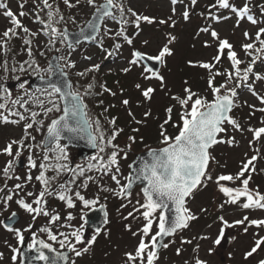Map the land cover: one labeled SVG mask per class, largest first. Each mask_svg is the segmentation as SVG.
<instances>
[{
    "label": "rangeland",
    "instance_id": "374dc122",
    "mask_svg": "<svg viewBox=\"0 0 264 264\" xmlns=\"http://www.w3.org/2000/svg\"><path fill=\"white\" fill-rule=\"evenodd\" d=\"M60 1L49 0V3H52L55 8L57 5H60ZM100 1L96 0V3L100 4ZM124 1H126L127 8H131L137 14L154 17L156 20H166L171 17L172 20L176 21L175 27H171L168 24L160 25L154 23L149 25L146 22H142L143 27L139 33L134 35L133 43H126L119 50L118 57L110 58L108 55L109 51L101 53L93 42L69 48L64 42H60V39H62L60 38L54 44H50V37L45 34L47 32L46 28H42L43 26L41 24L34 21L32 15H28L22 18L23 25L33 32L40 33L37 37L33 38L31 45L33 55L30 57L25 51L26 46L23 41L29 37L25 36L22 31L19 33V38H13L9 42L8 48L10 50L7 53L3 49H0V64L7 59L8 67H15V73H9L5 78V82L7 83L6 89L10 97L9 102L11 103L17 100V97L29 96L30 91H32L28 85L30 78L38 75L49 76L51 74L47 69L49 68V61L53 56V51L57 52L60 57H68L76 64L75 68H69L74 74L93 64L100 63L101 70L108 72L113 77V80L107 88L115 92L116 95L112 96L108 92H104L102 94L103 98L100 97V100L95 104L99 107V117L97 118L100 119L103 117L107 122L106 117L108 119L117 117V127L124 129L117 137L119 138L117 144L123 146L125 151H127V159L120 160L121 172L123 174L120 177L122 184L126 183L124 177L130 175L128 166L135 154L162 146L159 142V125L165 119V109L170 105H176V102L171 99L172 96L183 95V89L186 86H190L193 91L208 96L209 99L211 98L207 87V72L200 68H191L187 64L188 60L208 61L216 54L215 44L212 47L203 46V42L205 40L210 41V37L206 33L199 32V29L204 26L215 27L221 39H228L234 45V50L238 53V58L248 62L251 60V57L246 56L241 46L252 41L245 39L244 32L247 31L254 37L258 31V27L264 26V23L253 25L244 19L240 21L237 27V17L230 11L224 12L228 17L227 19H222L217 23L208 18L209 12H212L214 15L221 13L210 7L215 3V0H198L195 6H191L190 0H177L175 4L172 3V0H122V2ZM233 1L230 0V3H233ZM253 1H256L258 4L257 11L264 7V0ZM0 3L7 4L8 8L14 13L21 11V0H0ZM245 3L251 5L249 0H239L236 6H242ZM35 4L42 6L41 0H35ZM173 8L176 9L175 13L172 11ZM33 9L34 0H26V5L23 10L28 12ZM185 9L190 13L189 21H184L181 18V13ZM64 10L66 12L63 13ZM3 11V9H0V38H2V34L6 29L12 27L10 20L3 15ZM257 11H252L254 13L251 12L250 14L258 21L264 22V12ZM60 12L64 20L54 26L58 27L61 31L64 28L75 31L84 26L91 18L94 13V8L87 5L86 0H81L80 5L76 8L69 9L64 6V8L61 7ZM115 12L116 10H114V14ZM46 13L47 9L39 12V16L45 22H47ZM70 17H74L75 22ZM116 21L118 22V19ZM104 26L106 27L105 33L107 37L112 39L114 38V33L125 25H119L112 20H108ZM109 29H111V32L108 31ZM168 34L175 36L176 40L170 45L174 55L165 58V62L162 63L159 71V74L164 76L166 82V88L161 89L159 80L154 78L144 79V75H150V73L144 72L143 75L141 74L143 69L146 68L141 61H138L136 65L130 64V61L136 59L134 53L138 50L147 56L158 55L163 45L167 43ZM257 47H259L258 43ZM40 53H44V55ZM9 59L14 63L10 62ZM31 63L34 65V69L37 66L39 67V73L34 70L32 75L29 76L24 74L25 72L19 71L20 64ZM60 63L63 65L65 62L60 60ZM245 66L246 64L241 65V67ZM124 67H131L132 70L124 73L122 71ZM220 67L222 70H229L230 62L227 59H223ZM64 69L66 71L69 70L67 67ZM254 72L264 75V64H261L259 60L254 66ZM185 81L188 82L187 85ZM21 83L24 84L23 89L20 88ZM136 84L141 85L140 90L135 87ZM251 84L252 88L259 95H264V81L255 80L253 77ZM232 86V84L229 85V87ZM148 87L156 90L150 102L145 101L141 94V91ZM238 90H240L238 91L239 97L237 99L239 106L233 110L232 115L241 123L244 130L236 131L231 126H228L227 137H235L237 143L231 146L226 143H220L210 150L215 160L219 162L218 164L213 162L210 166L213 180L207 181L202 187L198 188L187 202V206L197 216V219L192 221L188 228L178 232L174 237L165 242L168 247H163L158 253V259L155 264H196L197 260L204 261L205 264H259V261L264 260V245L252 257H245V254L254 246L255 240L264 237V228L250 225L248 222H245V225H235L234 223L246 215L249 217V220L264 219V209H243L242 203L246 202V197H241L237 204H230L228 197L220 191V186L241 187V182L237 180L234 182L220 181L217 183L216 181L219 175L237 174L241 169L243 161H246L252 155H258L257 161L254 162L256 172L252 173L249 187L253 192L258 191L260 194H264V136L259 140H254L253 132L248 130L264 127V112L254 111L249 105H255L256 109L264 107V105L260 103L257 96H254L246 86L242 85ZM81 95L83 96V93ZM124 99L130 101L128 106L122 104V100ZM101 100L103 104L99 103ZM30 103L33 104L31 98L27 100L26 105ZM10 105L12 106V104ZM19 108L21 109L22 107H13L12 109L18 111ZM105 108L108 109L107 112H104ZM149 109L152 112V116L147 118L146 123L137 124L128 115V112L131 111L134 114L135 120L144 121L145 117L143 114ZM178 111L179 106L176 105L174 119ZM3 115L8 114L3 113ZM8 117L9 121H16V116ZM29 122H31V118L28 117L25 121L21 122L20 127L8 128L5 124L1 123L0 125V128L6 131L3 133V136L0 135V184H2V188L4 189V200L7 195H13V201L9 202L7 208H5L4 200L1 203L0 224L5 217H9L13 212L20 213L22 220L16 225L14 230H20L28 245L31 244L33 236L35 238L41 237L39 228L43 225H49L51 227L50 230L54 234H57L58 239L61 238L59 237V233L70 234L73 230L83 226L85 236V244L83 246L89 247L90 250L80 257H76L72 253L69 264H73V262L74 264H124L125 253L134 252L141 238L139 230L143 227L145 221L135 209L139 207L137 200L143 203V196L139 187L126 199L117 198L111 192L104 191L103 189L105 188L119 189L115 182L111 180L110 173L106 174L103 170H98V164H96L94 157L85 161L76 159L74 161L75 165L72 166V168L79 166L84 169V174H79L80 182L77 191H80L86 199L98 198V202L90 206V209L104 205L108 211L107 225L100 230V235H98L93 245L89 246L86 243L87 239L96 233V231L86 229L85 215L89 208L83 207V203L75 197V192L71 195L76 205L75 207L69 208L68 206H64L61 211H55L52 206L53 202H50L51 208H48L46 203L45 208L49 212V216L39 215L35 219L33 218L34 214L25 212L15 203V200L20 198L32 203L37 191L39 193L40 183L35 179L39 174L38 171L30 172L31 166L27 153L21 151V156L18 158L15 157L17 145H13V156H8L2 151L11 141L20 140L25 137V125ZM166 127L170 135L176 133V129L171 126ZM133 129H139V131L136 132ZM29 133L31 136L37 138L36 143H34L35 140L30 138L33 141V150H36L39 144V138L33 129ZM129 136L136 137V142L133 143L130 141L128 139ZM141 137L143 138L142 140ZM250 141L252 142L251 144L249 143ZM128 145H131L130 150ZM43 152H39V156H42ZM29 153L32 154L33 151H29ZM67 154L69 156L68 163L72 164L74 151L69 149ZM98 155L99 153L95 157ZM19 158H23L25 161L23 170L17 169L16 167ZM9 162L12 165L8 173L9 177H19V179L6 178L4 176L3 169L9 165ZM86 163L87 165L85 166ZM89 165H92L91 170H89ZM29 175L33 178L31 181L27 180ZM245 175L247 176L248 173ZM89 176L92 177V180L87 179ZM85 182L88 184V187H81V184ZM16 184L23 185V191L16 189ZM30 187L34 191L33 197L25 195V193L30 191ZM48 198L51 199V195ZM121 205L126 206L122 207ZM33 206L35 207V205ZM141 211L143 210L141 209ZM130 212L133 213V216L128 215ZM54 213L60 216V220L52 223L50 217ZM69 214H71L72 219H69ZM221 217L233 226L226 227L220 219ZM127 225L131 226V231L126 227ZM245 226L248 228L247 232L244 231ZM221 229H223V236L220 235ZM153 230H156L155 225ZM133 232H137V235L133 236ZM218 238L221 240L219 245L215 243V240ZM45 240L60 249L58 243L49 241L48 238ZM185 241H191V243H186ZM20 247L21 243L15 231H6L0 226V254H2L0 264H19ZM77 247L79 248L80 245H77ZM13 248L17 249L18 252L14 253ZM177 249L180 250L181 254L180 252L177 254ZM13 255L17 256L15 261L12 260Z\"/></svg>",
    "mask_w": 264,
    "mask_h": 264
},
{
    "label": "snow or ice",
    "instance_id": "6c2138e0",
    "mask_svg": "<svg viewBox=\"0 0 264 264\" xmlns=\"http://www.w3.org/2000/svg\"><path fill=\"white\" fill-rule=\"evenodd\" d=\"M177 0H172V3H176ZM198 0H190L191 6H195ZM62 3L69 9L76 8L80 5L81 0H62ZM87 5L94 8V17L97 20L103 21L105 18H111L113 21H116L117 17L114 14L113 10H118L120 15L119 24L127 25L132 24L136 29L141 27V22H146L149 25L158 23L160 25L168 24L171 27H175L176 21L172 20L171 17L168 19L156 20L154 17H149L147 15L137 14L131 8L127 11L134 18L132 20L125 19V8L122 0H104L103 3L97 4L96 0H86ZM41 4H35L34 0V9L29 10L28 12L24 11L26 5V0H21L19 13H14L8 8L7 4L0 3V9H3V15L10 20L12 27L6 29L2 38H0V49H3L7 53L9 42L13 38H19V33L22 31L25 36L29 37L24 39V45L26 46L25 51L28 56L33 55L31 48L33 38L37 37L40 33L31 31L28 27L24 26L22 23V18L28 15H32L35 22L45 25L48 32L45 34L50 37L49 43L54 44L57 39L61 37L60 42L63 43L67 40V33L62 32L58 27L61 21L64 20L63 15L60 12L59 6L55 8L52 3H49V0H41ZM213 9H216L219 12L221 9L230 11L234 16L237 17V27L241 20L246 19L248 22H251L253 25H258L259 23H264L258 21L251 15V8L248 3H245L242 6H236L234 3H230V0H215V3L210 6ZM47 9V22L39 16L40 11ZM173 13L176 12V9H172ZM261 11L264 12V7L261 8ZM181 18L184 21L190 20V13L185 9L181 13ZM208 18L219 23L222 19H227L228 17L224 13L219 15H214L212 12H209ZM73 22H75L74 17H70ZM88 28L92 30L93 33L100 31V25L94 23L93 21L88 22ZM111 32V29L108 30ZM84 29H81V35H83ZM199 32L206 33L210 37L209 40L203 42L204 47H212L213 44L216 46V54L211 57L208 61L202 60H188L187 64L191 68H200L207 72V87L208 92L211 96L209 99L208 96L202 95L199 92L193 91L190 86H186L183 89V95H174L171 97L176 102V105L179 106V111L176 113V118L174 119V109L176 105H170L165 109V119L159 125V142L162 145L159 148L149 149L147 152V158H141L139 167L133 169V166L130 164L128 167L132 169V175L124 177L126 183H121L120 177L123 175L120 167V160L127 159V151L124 148H121L119 144L115 143L117 137L124 131L123 128L117 127V117H112L108 119L107 123L110 126L109 130H106L99 118L95 120L91 119L87 112V104L84 101V97L78 91L72 90V85L70 82L64 81L59 82H50L48 87L51 89L48 92V95L53 97L48 100V105L45 106L44 102L37 98V101L40 103L43 108V114L47 116L50 113H60L56 118L51 119L50 123L47 125V134L44 141V148L46 152H56L58 155L55 157L57 161L67 159V154L65 152V147L61 145L60 141L64 138L65 133L71 134L69 138H80L83 139L85 136L88 139L89 144L98 150V153L104 154L107 152L106 156L94 157V159L99 161L98 170H103L104 173H110V178L118 186V189L105 188L104 191L111 192L117 198L126 199L131 196L134 185L137 182H140L143 186L141 187V193L143 196V203L137 200L138 208L135 209L136 212L142 216L145 223L143 227L139 230L141 238L139 240L138 246L134 252L125 253L124 264H155L158 259L157 248L159 245L158 238H163L166 236L174 235L178 230L186 229L189 227V222L196 220L197 216L191 211L187 206V198L191 197L194 194V191L202 187L207 181H212L213 176L211 174V164L213 162L219 163L215 160V157L212 155L210 149L217 144L226 143L228 145H235L237 142L235 137L228 138V126H231L236 131H243V126L241 123L233 116L231 113L233 110L238 107V89L243 86H246L248 90L252 92L254 96H257L260 103L264 105V95H259L252 88V78L255 80L264 81V75H261L257 72H254V66L259 60L261 64H264V26L258 27V31L255 33V36H251L247 31L244 32V37L246 40L252 41L249 43L242 44V50L246 56L251 57V60L246 62L238 58V53L234 50V45L229 42L228 39H221L218 31L215 27L204 26L199 29ZM115 38H122L128 44H132L133 41L130 38V35L127 32V29L121 27L118 31L114 33ZM94 36H84V39H94ZM176 40V37L168 34L167 43L163 45L158 55L156 56H147V59L150 61H157L160 63L165 62V58L168 56L174 55L173 49L170 47L171 44ZM79 43V40L76 41ZM147 43V41H145ZM257 43L259 47H257ZM68 47L72 48V43H68ZM115 47L118 49L119 44H116ZM59 51V49H57ZM44 55V53H40ZM112 53L109 52L108 55ZM70 55V53H69ZM135 60L130 61V64L136 65L138 61L143 60L145 57L140 52H135ZM227 59L230 62L229 70H222L220 65L222 60ZM57 60H63L65 63L63 65H57L60 69V75L67 77V73L63 71L65 67L75 68L76 64L71 61L68 57H57ZM246 64L245 67L241 65ZM31 67V65H29ZM0 68H3L4 71H9L8 61L4 60L0 64ZM101 69V64L96 63L90 67L85 68L84 70L77 73L81 77H87L90 73L99 72ZM39 73V67L35 69ZM131 67H124L122 71L124 73L130 72ZM19 71H26L23 64H20ZM49 73H52L54 69L51 64L47 69ZM144 72L150 73V75H144V79H157L160 81L161 89L166 88V82L164 76L160 75L158 72L153 71L152 68H144ZM223 77L222 82L217 83V78ZM43 79V77H41ZM94 79V78H93ZM187 85L188 82L185 81ZM232 84V87L229 85ZM94 83H89L87 88L89 91L85 95H92L91 89L94 87ZM103 92H108L112 96H115L116 93L112 92L111 89L107 88L105 85L100 86ZM135 87L140 90L141 85L136 84ZM20 88H24V84H20ZM5 91V99L8 95L7 89ZM47 91V90H45ZM155 89L148 87L141 91L142 96L145 101H151ZM101 93H95V95H100ZM55 96H59L60 100L63 102L61 107L55 100ZM13 104H18L20 107H25L27 100L17 99L12 101ZM100 104H103V101H99ZM124 106H128L130 101L128 99L122 100ZM250 108H253L254 111L264 112V107L259 109L255 108V105H249ZM0 110H7L8 115H3L0 112V119L4 122H9L8 116H17L20 120H25L26 117L19 111H12L6 102H0ZM27 110V109H26ZM108 109L105 108L104 112H107ZM254 114V112H253ZM31 122L25 125V137L20 140H13L7 144V146L2 150L3 153L8 156H13V145H17V150L15 151V157L21 156V149L25 148V139L31 138L35 140L34 136L28 132L29 129H33L34 124H36L37 112L32 111ZM128 115L132 117L135 123L141 124L146 123L147 118L152 116L151 110H146L144 112V121L135 120L134 114L129 111ZM15 123L16 121H11ZM40 125L43 126V120L40 121ZM166 126H171L176 129L174 135H170L167 131ZM36 131H39L40 128H36ZM253 132V139L259 140L264 136V127H259L256 129H248ZM133 131L138 132L139 129H133ZM128 139L133 143L136 142V137L129 136ZM143 138L141 137V140ZM252 143L251 141L249 142ZM54 145V147H53ZM131 145H128L130 150ZM27 148L31 151L33 145H27ZM258 151V150H257ZM247 155V154H245ZM44 160H48L49 156L45 155ZM258 155H252L246 161L242 162L240 171L235 175H219L216 178L217 183L220 181H237L241 182V187H230V186H220V191L228 197V202L230 204H237L240 201L241 197H246V202L242 203V208L251 210V209H264V194H260L258 191L253 192L249 187V182L252 178V173L256 172L255 161H257ZM29 164L32 168H36L37 164L32 159V156L28 157ZM11 162L9 165L3 169L4 176L6 178H16L19 177H9L8 173L11 168ZM251 166V167H250ZM49 166L45 164H40L39 168L44 169L40 171V174L35 177L37 181L43 186V190L35 195V198L32 203L26 202L25 199L20 198L15 200V203L29 214H34L33 218L36 216L43 215L49 216V212L45 208V197L53 195L56 191L52 187V181L56 179L55 176L48 177L45 174ZM79 167V166H78ZM92 165H89V170H91ZM67 169L66 165L57 164L54 167L57 175L61 171ZM68 171H73L72 169H67ZM248 173L246 176L245 174ZM79 174H84V169L80 168ZM33 178L31 175L27 177L28 181H31ZM88 180H92V177L89 176ZM75 183V180L72 181ZM23 185L16 184L15 188L23 191ZM60 189L58 193V199L61 201H66L69 208L75 207V203L71 196L66 193L69 191L64 184H59L56 186ZM81 187L87 188L88 184L85 182L81 184ZM4 191L3 188H0V192ZM28 197H33V192L25 193ZM75 197L83 203L85 207H90L95 205L98 202L97 199H86L80 191H75ZM107 199V198H105ZM13 201V195L9 194L4 200L5 208L9 206V202ZM130 202V201H129ZM35 205V207L33 206ZM122 207L126 205H121ZM104 208V205H101V209ZM141 209L143 211H141ZM172 212L173 215L171 218L166 214ZM16 213H12V216H15ZM129 216H133V213H128ZM107 216V213H105ZM69 219H72L71 214H69ZM226 227H232V224H229L227 220H224L223 217L220 218ZM60 220L58 214H53L50 217V221L55 223ZM245 222H248L250 225H254L258 228H264V219H251L246 215L240 220H236L235 225H245ZM107 223V220H105ZM154 225L156 230L154 231ZM4 227L9 231H15V234L21 244L24 243V236L21 234L20 230L13 229L11 226L5 224ZM129 231H131V226L127 225ZM247 226L244 227V231L247 232ZM42 231L47 233V238L49 241L59 244L60 249H67L69 252L74 253L76 257H80L82 254L89 252V247H84L85 236L83 231V226L73 230L70 234L59 233V238L57 234H54L48 228L42 229ZM98 235H100V229L96 230V233L87 239L86 243L91 246L93 245ZM133 236L137 235V232L132 233ZM221 236H223V229H221ZM186 243H191V241H185ZM215 243L219 245L221 240L218 238L215 240ZM77 245H80L78 248ZM264 245V237H260L255 240L254 246L245 254V257H252L254 253L257 252L261 246ZM30 250H33L37 253L33 260L43 261L45 264H60V262H66L69 260V256L64 252L57 251L53 247L52 243H47L43 239H36L33 236L31 244L28 246ZM162 247H168L167 244H163ZM54 253V255L49 256L45 254L44 250ZM13 252H18L17 249L13 248ZM180 250L177 249V254ZM2 258V254H0ZM17 259L16 255L12 256V260ZM74 264V262H73ZM196 264H205L204 261L197 260ZM259 264H264V260L259 261Z\"/></svg>",
    "mask_w": 264,
    "mask_h": 264
},
{
    "label": "trees",
    "instance_id": "16d2710c",
    "mask_svg": "<svg viewBox=\"0 0 264 264\" xmlns=\"http://www.w3.org/2000/svg\"><path fill=\"white\" fill-rule=\"evenodd\" d=\"M103 0H101L100 2H102ZM250 1V8H251V12L252 11H257V2L256 1H253V0H249ZM263 1V0H262ZM238 5L239 3V0H234L233 3L236 5V3ZM124 4V8H125V19H128V20H132L134 19L131 14L127 11V6H126V1L123 2ZM59 8L61 9L64 8V4L62 3V0L60 1V5H58ZM259 8V7H258ZM261 10L259 9L257 12H260ZM66 12V10L63 11V13ZM219 12H229L227 10H223L221 9ZM254 13V12H252ZM115 15L118 19V21L120 20V15H119V12L118 10H116L115 12ZM46 18V17H45ZM109 20H112L111 18H108ZM113 21V20H112ZM117 24H119L117 21H113ZM121 25V24H119ZM43 26L42 28H46L45 25H41ZM143 25H142V22H141V27L139 29H136L134 27V25L132 24H127L124 26V28L127 29V32L128 34L130 35V38L134 39V35H136L137 33H139V31L142 29ZM46 31L48 32L49 30L46 28ZM106 27L103 26L102 27V30H101V34H100V37L95 41V47H98V49L100 50L101 53H105L106 51H109L111 52L112 54L109 55L110 58H114V57H118L119 56V50L122 49V47L127 43L126 41H124L122 38H108L107 35H106ZM62 38V37H61ZM63 39V38H62ZM116 44H119L120 47L117 49L115 47ZM98 50V51H99ZM99 52V53H100ZM54 53H57L55 51L52 52V54ZM10 62L14 63L12 60L9 59ZM1 63V62H0ZM31 65V67L29 66ZM24 67L26 69V71H24L26 75H29L31 76L33 71H34V65L31 63V64H24ZM9 68V67H8ZM14 68H9L10 70L9 71H4L3 68H0V72H1V75H0V102H6L9 106V108L14 111L12 108L13 107H20L18 104H13L10 101V97L7 95L6 99H5V89H6V86H7V83L5 82V78L7 76V74L9 73H15L14 71ZM69 69V68H68ZM72 69V68H70ZM67 70L69 72V75H70V78L72 80V84H73V89L74 91H78L80 93H83V97H84V101L85 103L87 104V111H88V115L91 119L95 120L97 117H99V110H98V106L95 104L98 100H100V97H102V94L104 93L101 89V85H105L106 87L109 86V84L111 83V81L113 80V77H111V75L108 73V72H104L103 70L100 69L99 72H96V73H90L87 77H81L77 74H74L72 70ZM94 78V79H93ZM223 80V77H219L217 79V82H222ZM89 83H94V87L90 90L92 95H85V93L88 90L87 88V85ZM51 90H47V91H33V92H30L29 96L28 97H17L16 99H23V100H30L31 98V101L33 102L26 105L25 107L23 108H19L18 111L20 113H22L26 119L29 117L31 118V115L30 113L32 111H35L38 113L37 117H36V124H34V127H33V131L35 132L36 136L39 138V144H38V147L37 149H40L41 148V142H42V139L44 138L45 134L47 133V125L50 123L51 119L53 118H56V116L60 115V113H50L48 114L47 116H45L43 114V108L41 107L40 103L37 101V98H39V100L43 101L44 102V105L45 106H50L48 105V100L49 99H52L53 97L49 96L48 95V92H50ZM240 91V90H238ZM101 93L100 95H95V93ZM8 93V92H7ZM239 97V95H238ZM55 100L58 104L61 105V107L63 106L62 104V101L60 100L59 96H55ZM12 104V106L10 105ZM27 109V110H26ZM0 112L2 113H6L8 114V111L7 110H0ZM25 119V120H26ZM32 119V118H31ZM23 120V121H25ZM43 120V126L40 125V121ZM101 120V124L102 126L106 129V130H109L110 129V126L108 125V123L106 121H104V118L101 117L100 118ZM3 120L1 119V122ZM22 120L19 119V117L17 118L16 116V122L13 123H9V124H5V126H7L9 128L10 127H16V126H21L20 123H21ZM1 127V126H0ZM40 128L39 131H36L35 129L36 128ZM31 132L32 129H29ZM5 129L3 128H0V135L3 136V133H5ZM37 139V138H36ZM119 138H117V140L115 141V143H117ZM31 143L30 141V138H27V140H25V148L23 149V151H29V149L27 148V145H29ZM62 146H64L62 143H61ZM54 147V146H53ZM65 147V146H64ZM121 148H123V146H120ZM35 149V148H34ZM36 149V150H37ZM65 152L66 154L69 152V150H67L65 148ZM45 155H48L49 156V159L48 160H44V156ZM58 155V153L56 152H46L44 151L42 153V156H36L34 161L36 162L37 164V167L36 168H32L31 167V172L33 171H38V174H40V171L44 170V169H40L39 168V165L40 164H45V165H48L49 167L47 168V170L45 171V174L46 176L48 177H53L55 176L56 179L52 181V187L56 189V191L53 193V195H51V199L50 198H47L45 197V201L48 205V207H50V202H53V210L55 211H61L62 210V207L64 206H67V203L66 201H61L58 199V193L60 191L59 188H57L56 186L59 185V184H64L66 186V188L69 190L66 194L71 196L75 191L78 190V187H79V182L80 180L78 179L80 176L77 175V172L79 171V168H72V164H69L68 163V160H69V156L67 154V159L66 160H59L57 161L55 159V157ZM99 155L101 156H106L107 155V152L104 153V154H100ZM94 162V161H92ZM95 162L96 164H99V161L95 159ZM57 164H63V165H66L67 166V169H72L73 171H68L67 169L64 170V171H61L59 175H57V173L55 172L54 170V167L55 165ZM87 165V163L85 164V166ZM75 180V183H73L72 181ZM40 183V182H39ZM43 190V186L40 184L39 185V192ZM29 192H34L33 189L30 187V191ZM35 195H38V191ZM85 207V206H83ZM89 208V207H88ZM51 210V209H50ZM52 212V211H51ZM56 214V213H54ZM53 215V214H52ZM44 228H48L49 230L51 229V227L49 225H43L41 228H39V234L40 236H42L43 238H47V233L42 231V229ZM56 232H57V229H56Z\"/></svg>",
    "mask_w": 264,
    "mask_h": 264
},
{
    "label": "water",
    "instance_id": "95a60500",
    "mask_svg": "<svg viewBox=\"0 0 264 264\" xmlns=\"http://www.w3.org/2000/svg\"><path fill=\"white\" fill-rule=\"evenodd\" d=\"M89 21H93L94 23H98L100 25V29H101L103 22H104V20L103 21L97 20L94 17V14L92 15V17ZM88 22L86 23V25L84 27L80 28L78 31H70L67 28L64 29L63 32L67 33V40H66L67 44L72 43L73 46L79 45L83 42H90L98 36L99 32L93 33L92 30L88 28ZM81 29H84L83 35L80 34ZM84 36H94L95 38L94 39H84ZM77 40H79L78 44L76 43ZM57 57H59L58 54L54 55L52 57V59L50 60V64H51L52 68L54 69V71L52 72V74L49 77L38 76V77L30 80L29 85L32 89H37V90L50 89L48 87L50 82H59V81H64L65 79L67 80V82H70L72 85V82H71L68 74H67L66 78L64 76L60 75V69L57 67V65L58 64L61 65V64H60V60H57ZM144 57L145 58L141 61L147 66V68H152L153 71H156L159 73L162 63L157 62V61H150L147 59V56H145V55H144ZM63 71L65 72L64 69H63ZM41 77H43V79H41ZM72 90H73V88H72ZM70 136H71V134L65 133L64 138L61 139V142H64L66 144L67 148L76 149L78 151V156H79L80 160L83 161L84 159H86L90 156H93L96 153L97 149L93 148L89 144L86 136L83 139L74 138V137L69 138ZM45 138H46V136H45ZM44 141H45V139H44ZM147 152L148 151H145V152L139 153L135 156L134 160L131 163V165L133 166V169H136L139 167V163L141 161V158H147ZM17 167L21 168V169L24 168V160L23 159L18 161ZM132 174H134V173H133L132 169H130V175H132ZM138 186L142 187L143 185L140 184V182H137V184L134 185L133 190ZM1 197L2 196H0V201H1ZM14 213H16L15 216H12V214H11L10 217H7L3 220V222H2L3 227L5 224H7V225L11 226L12 228H14L22 220V216L19 213H17V212H14ZM105 213H107L106 208L104 207L103 209H101V206L96 208V209L89 211L88 214L86 215L87 228L95 230V231L97 229L101 230L106 225L105 220H108V214H107V216H105ZM166 214L169 216V218H171V216L173 215V213L170 211ZM179 231L180 230H178L172 236H166L163 238H158L159 245H161V246H158L157 252H159L163 248L162 245L165 243V241L168 238L175 236ZM44 251H45L46 255H49V256L54 255V253L48 252V250H46V249ZM59 252H64L65 254H67L69 256V259H70L71 252H69L68 250L59 251ZM35 255H37V253L33 250H30L27 243L24 242L22 250H21V262H20V264H45V262H43V261L33 260L32 257H34ZM68 262H69V260L66 262L62 261V262H60V264H68Z\"/></svg>",
    "mask_w": 264,
    "mask_h": 264
},
{
    "label": "flooded vegetation",
    "instance_id": "af4514ba",
    "mask_svg": "<svg viewBox=\"0 0 264 264\" xmlns=\"http://www.w3.org/2000/svg\"><path fill=\"white\" fill-rule=\"evenodd\" d=\"M74 156H73V160L74 161H76V155H77V152L76 151H74V154H73ZM77 175L78 176H80L79 175V171L77 172ZM21 248V247H20ZM58 249V248H57ZM59 250H66V249H59ZM184 251H185V249H184ZM19 256H20V250H19ZM71 258H72V253H71V257H70V260H71ZM70 262V261H69ZM69 264V263H68Z\"/></svg>",
    "mask_w": 264,
    "mask_h": 264
}]
</instances>
